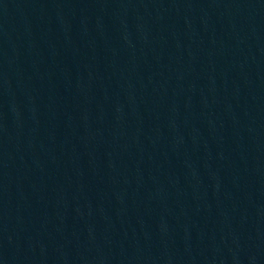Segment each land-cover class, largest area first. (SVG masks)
I'll return each instance as SVG.
<instances>
[{
    "label": "water",
    "instance_id": "water-1",
    "mask_svg": "<svg viewBox=\"0 0 264 264\" xmlns=\"http://www.w3.org/2000/svg\"><path fill=\"white\" fill-rule=\"evenodd\" d=\"M0 264H264V0H0Z\"/></svg>",
    "mask_w": 264,
    "mask_h": 264
}]
</instances>
